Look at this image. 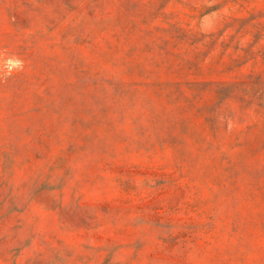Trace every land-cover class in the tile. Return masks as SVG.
I'll return each instance as SVG.
<instances>
[{
	"label": "rangeland",
	"instance_id": "1",
	"mask_svg": "<svg viewBox=\"0 0 264 264\" xmlns=\"http://www.w3.org/2000/svg\"><path fill=\"white\" fill-rule=\"evenodd\" d=\"M0 264H264V0H0Z\"/></svg>",
	"mask_w": 264,
	"mask_h": 264
},
{
	"label": "clouds",
	"instance_id": "2",
	"mask_svg": "<svg viewBox=\"0 0 264 264\" xmlns=\"http://www.w3.org/2000/svg\"><path fill=\"white\" fill-rule=\"evenodd\" d=\"M17 63H18V64H21L22 62H20V61H17Z\"/></svg>",
	"mask_w": 264,
	"mask_h": 264
}]
</instances>
